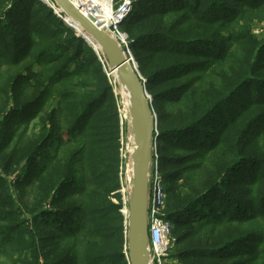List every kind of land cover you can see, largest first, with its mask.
I'll use <instances>...</instances> for the list:
<instances>
[{"label":"trees","instance_id":"1","mask_svg":"<svg viewBox=\"0 0 264 264\" xmlns=\"http://www.w3.org/2000/svg\"><path fill=\"white\" fill-rule=\"evenodd\" d=\"M255 20L264 21V0H142L125 20L146 89L154 97L158 136L206 162L217 150L225 155V148L239 146L234 160H217L214 178L222 179L213 183L210 174L202 181V165L179 167L157 144L167 194L164 212L176 236L204 198L216 190L224 198L221 213L198 225L216 223L214 236L185 245L178 237L182 261L231 264L228 259L239 258L236 264H264V230L256 234L240 227L257 216L264 220V150L255 144L264 129L259 128L264 123V38L254 34ZM36 23H26L32 38L28 49L7 45L8 58L22 63L16 72L29 74H19L8 97L0 98V152L14 135L15 130L5 129L10 119L22 115L21 125L29 121L22 113L29 114L40 129L14 157L15 164L24 159L32 165L29 174L22 173L15 183L0 174V259H5L0 263L129 264L127 220L122 203L114 201L120 190L121 126L110 79L94 48L64 20L47 28L45 19ZM62 34L68 39L57 40ZM85 54L89 59H81ZM208 72L213 73L209 80ZM187 77V82L170 85ZM21 82L31 92L29 100L18 95ZM162 85L164 101L176 103V110L165 112L158 104L161 97L152 89ZM228 105H234L232 112ZM210 126L217 131H209ZM170 180L183 182L173 186ZM25 184L31 187V221L14 197ZM36 223L58 237H39ZM202 232L194 229L197 235Z\"/></svg>","mask_w":264,"mask_h":264},{"label":"rangeland","instance_id":"2","mask_svg":"<svg viewBox=\"0 0 264 264\" xmlns=\"http://www.w3.org/2000/svg\"><path fill=\"white\" fill-rule=\"evenodd\" d=\"M18 0H0V41L2 40V42H4L3 44L0 45V98L3 99L4 97H6L7 91L10 88V84L12 81H14L18 75L20 74V76H27V74H29L27 71H23L21 72L20 70L18 72H16V69L19 66H22L21 64L16 65V63L14 61H11V59L8 58V47L10 46L9 44H11L13 50L18 51L19 47L24 48V49H28L30 43L32 42V38L30 37V34L27 32V26L26 23L31 21V19L33 20V24H37L40 25V23H36V21L40 20V19H45L47 22L46 28L49 26H56L59 23V20L65 22H71V20L67 19L66 14L61 12L60 14L57 12V8H59V6H57L56 2L54 0H21L19 1L18 5H14V3H16ZM48 1V2H47ZM77 2L78 5L82 6L83 8H85L86 12H91L94 13L95 16L97 17V19L99 20V22H101V24L106 27L107 29H109V31L111 32L112 35L114 36H119V34L121 36H125L126 39V43H124L122 45V48H124V50H127L126 48V44H128V51L129 54L126 53L128 56L132 57L136 68L138 70L139 73H141V65L138 62L136 56L134 55V52L131 48V45L133 44L134 40L133 38H131V35L129 33V28L127 26V24H125V22H123V24L118 25L117 28H115L114 25L115 23H113V19L115 14H117L119 12V10L122 8L123 3L126 0H109V7H110V11H106L107 10V4H104V10H98L96 4H92L90 3V1L93 0H75ZM142 0H139L138 3L136 4V7L139 6V3ZM104 1H102L103 4ZM49 3V4H48ZM90 3V4H89ZM13 5V6H12ZM12 6V7H11ZM203 7V6H202ZM98 10V12H97ZM202 11V8H201ZM53 16L56 17V19L54 18L53 21H51L50 18H52ZM249 21L252 20L251 15L248 16ZM59 19V20H58ZM58 23H57V22ZM150 21H156V18L154 19H150ZM69 26V25H68ZM110 27V28H109ZM252 28L255 29L254 34L260 36L262 39L264 38V21H262V23H259L257 20H255L252 25ZM12 31V32H11ZM119 31V34L118 32ZM36 32H41L40 29H37ZM34 32V33H36ZM43 35L45 34L44 31H42ZM78 33V32H77ZM67 37L62 34V36H60L57 40H62L64 41ZM68 39V38H67ZM42 42H45L43 40H40ZM155 41V40H154ZM61 42V41H59ZM70 42L74 43V45L76 44L75 40L70 39ZM156 42V41H155ZM89 43V42H88ZM61 44V43H60ZM90 44V43H89ZM7 45H9L7 47ZM72 53V52H71ZM71 53L67 54L66 56H69ZM97 53V52H96ZM100 55L102 56L101 52L99 51ZM145 54H147V52H145ZM98 55V54H97ZM81 59H89V54H85L81 56ZM104 59V64H103V70L105 72V74L108 75L109 79H110V84H111V88L113 91V95L114 98L116 100L117 103V108L119 109V120H120V126H121V137H120V143H121V148H120V152H119V161H121L122 156H124L128 150V157H129V168L131 169V165H132V155L134 153V149L135 147H137L138 145H136L135 142V130L133 132V137L131 135V129H130V120L134 123L137 122V118L136 116L133 114L131 116V118L127 117L126 114H124V110H125V104L124 101L122 99V96L120 95V92L118 91L119 88V84L116 81L115 76H113L112 73V65L111 62L107 59V57H103ZM68 60V59H66ZM160 61H164L165 58H159ZM9 62L11 64H9ZM100 62H102L100 60ZM109 67V68H108ZM111 68V69H110ZM109 70V71H108ZM142 76H144L143 73H141ZM213 75V73L208 72L207 74H205L204 76L209 80V77ZM262 77H264V72L262 74ZM189 77L187 78H180L177 79L176 81L170 83V85L173 86H177V84H180L182 82H187L189 81ZM115 81V83H114ZM196 82H200V80H197ZM164 85V84H163ZM163 85L160 86L159 88H153L152 90H154V94H157L161 97L160 101L158 102V104L160 105V107H162L164 109L165 112L167 111H174L177 109V105L174 102H166L165 100V96L167 95L164 91H163ZM17 92L18 95L22 96L23 100H29L30 99V95L29 93H31L30 91H28V88L26 87V83L21 82L18 86H17ZM115 87V88H114ZM117 87V88H116ZM148 94L149 97L151 99H153V94L151 93V91L148 90ZM247 97H249V94L246 95ZM8 97V96H7ZM3 101H0V106L3 105L2 103ZM7 104V103H5ZM7 105H10L7 104ZM234 106V105H233ZM233 106L228 105L227 110L232 112ZM2 109H0V114ZM156 113V110H155ZM23 115L26 116V118H28L29 121H27V123H22L20 125V121H21V117L20 116H16L15 118H12L9 120V123L5 126V129L9 132H11L12 130L14 131V135L11 137V140L8 142V144L6 145V149H4L3 152H0V174L2 176L7 177L8 181H12L13 183H15L16 178L19 175H23L29 174L32 165H27V163H25L22 159L20 161H18V164H15L14 161V157L16 156H20L21 151L25 148H27V142H28V138L30 139V136H32V134L34 132H38V130L40 128H38V120H31L29 114H24ZM6 113H3V118L2 120L6 119L5 118ZM135 116V117H134ZM262 125L259 127L260 129L264 128V123H261ZM35 127V128H34ZM258 128V129H259ZM209 131H217L215 129H213L212 126H210V128L208 129ZM27 136L26 139H23V136ZM159 132L157 129V134L155 136V140L158 142V148L161 149L162 148V152L163 154H165L166 156L171 157L172 159H174L178 164L179 167H195V166H203V177H202V181H204V179L208 178V174H210L213 178H214V172L216 169V165H217V160L220 159V156H224L223 159H226L228 162H230L231 157H233V153H236L237 148L239 147L236 144H233L230 148H225L226 152L225 155L223 154L222 150H217L216 152L213 153V155L211 156V160L206 162L204 160H202L201 158L197 157V153L195 152H190V151H185L181 148H172L166 138L163 137H159ZM204 134H202L203 136ZM264 129H263V133L260 136V139L256 140L255 144L258 145L260 147V152L263 153L264 150ZM257 139V138H255ZM4 140V139H3ZM132 143H131V141ZM136 145V146H135ZM122 151V154H121ZM188 159H190V161H187ZM257 159H260L259 157H257ZM39 160V158H38ZM234 160V157H233ZM125 162V159L123 160ZM257 165H261V162H259V160H257ZM167 170H173L170 166H167ZM196 168V167H195ZM194 168V169H195ZM198 168V167H197ZM193 170V169H192ZM34 171L31 173L33 174ZM198 174V173H197ZM131 177V173L128 174V182L124 179V183L120 180V190L117 191V195L119 196L118 198L120 199H114V201L116 203H122V210L124 209V206H128L129 200H130V193H131V186L129 185L131 183L130 178ZM220 178L215 177L214 180L212 181L214 182H219L221 181L222 177L219 176ZM5 178V177H4ZM184 180V178H183ZM183 180H170L169 181V185H177L179 186L180 183L183 182ZM124 184V185H123ZM123 185V186H122ZM0 191H3V189H0ZM200 193L205 194L204 191H201ZM18 196L19 198V202L21 205V214L23 215L24 218L29 219L30 221L33 220V216L34 213L31 212L32 209V198H31V187L29 184H25L23 186V189H19L18 191L14 192V197ZM0 198H3V196H0ZM223 195L221 193L218 192V190L214 191L213 194H211L209 197L204 198V201H201L197 204V206H194L193 210L190 211L187 214L186 219L183 220V222L185 221H189L188 224L186 225H182L179 228V234L176 236L174 233L172 235V238L175 240L174 242V248L172 250V255L171 258L173 259V263L174 264H210L207 261H204L203 259H186V261H182V259H179L178 255H179V247L180 245H176L177 243V239L179 236L183 237L184 243H182V245L188 244V241L197 238L196 241L198 240H206L208 239V237H211V235H215L216 232L218 231V228H216V223L214 224V222H207L204 226H200L198 227L199 223L201 221H204L206 219H214L215 217H217L216 213H221L220 211V206H221V201H223ZM61 204H58V206H60ZM57 206V207H58ZM226 207V206H225ZM128 208V207H127ZM210 208V209H208ZM213 211V212H212ZM3 213L5 211H2ZM122 213V211H121ZM124 215V217L126 218V220H128V217L125 216L124 213H122ZM21 219V218H20ZM31 225L32 222H31ZM264 220L260 219L258 216L255 217V219H251L249 222L245 223L243 226H240L242 228L243 231H247V230H252L254 233L259 234L262 230H264ZM35 229L36 232L38 233L39 237L42 236H49L50 238H57L58 237V233L54 232L51 228L47 227L44 223H40V224H35ZM125 227L127 229V223L125 224ZM194 229L195 230H200L203 231L201 234H195L194 233ZM46 242H41V244H45ZM48 243H52L51 242H47ZM181 244V243H180ZM203 247V245L199 248V250ZM127 248V246H126ZM128 248L125 250L127 251ZM185 260V259H184ZM240 260L239 258H234V259H228V263L231 264H236L237 261ZM0 261H5V259H0ZM5 262H1L0 264H4ZM7 264V263H5ZM9 264V263H8ZM12 264V263H11ZM148 264H152L151 260L148 259ZM222 264V262L220 263Z\"/></svg>","mask_w":264,"mask_h":264},{"label":"water","instance_id":"3","mask_svg":"<svg viewBox=\"0 0 264 264\" xmlns=\"http://www.w3.org/2000/svg\"><path fill=\"white\" fill-rule=\"evenodd\" d=\"M74 23H77L84 33L69 24L97 52L102 63V56L111 62L112 72L118 69L131 91V112L140 119L139 144L134 149L131 165V193L128 204V257L129 264H145V252L151 260V247L148 219V189L149 170L152 163L153 146L157 134V115L153 107V99L146 89V80L138 72L132 57L124 50L112 35L103 30V26L94 13L86 12L85 8L74 5L73 0H54ZM48 2V1H47ZM49 4V3H48ZM93 39V40H92ZM99 48V49H98ZM127 49V48H126ZM136 146V145H135ZM126 216V214H125Z\"/></svg>","mask_w":264,"mask_h":264},{"label":"built area","instance_id":"4","mask_svg":"<svg viewBox=\"0 0 264 264\" xmlns=\"http://www.w3.org/2000/svg\"><path fill=\"white\" fill-rule=\"evenodd\" d=\"M139 0H126L123 3L122 8L119 10L115 17L119 18V15L125 13L127 20L134 11L136 4ZM124 20V21H125ZM120 24H123L120 22ZM119 34V31H117ZM119 36H121L119 34ZM127 53L128 44H126ZM152 163L149 170V189H148V219H149V235H150V247H151V263L152 264H174L171 258L172 249L174 248L175 240L172 238L173 224L168 218L166 212H164L166 206L167 194L165 193L164 177H162L160 171V163L158 158L157 142L154 140ZM122 154V151H121ZM125 159V162L123 161ZM128 150L124 156H122L119 167V178L123 182L124 179L128 180V174H132V170L129 168ZM128 182V181H127ZM124 183V182H123ZM124 185V184H123ZM122 185V186H123ZM129 204V203H128ZM128 207V206H127ZM124 206L122 213L128 209ZM127 214V213H124ZM127 216V215H126Z\"/></svg>","mask_w":264,"mask_h":264},{"label":"bare ground","instance_id":"5","mask_svg":"<svg viewBox=\"0 0 264 264\" xmlns=\"http://www.w3.org/2000/svg\"><path fill=\"white\" fill-rule=\"evenodd\" d=\"M102 1H104L103 2V4H102ZM73 3H74V5L75 6H77V7H79V8H81L82 6H80V5H78L77 4V2L75 1V0H73ZM90 3H92V4H96V6H97V8H98V10H104V4H107V10L106 11H110V7H109V0H93V1H90ZM89 3V4H90ZM98 10H97V12H98ZM57 12L60 14L61 12H62V10L61 9H58L57 8ZM100 12V11H99ZM98 12V13H99ZM129 15V14H128ZM128 15H126L125 13H122L121 15H119V18H117V17H115L114 16V19H113V23H115L114 25H112V26H114L115 28H117L118 27V25H120V22H125L124 20H125V18H126V16H128ZM67 16V15H66ZM68 17V16H67ZM69 18V17H68ZM70 19V18H69ZM71 20V19H70ZM65 23H67L68 25L69 24H71V25H74L77 29H78V31L80 32V33H84V31H83V29H81V27L77 24V23H74L72 20H71V22H68V21H66L65 20ZM100 24H101V22H100ZM102 25V24H101ZM70 26V25H69ZM103 26V25H102ZM110 28V27H109ZM103 30L104 31H106L107 33H109V34H111V32L109 31V29H107L106 27H104L103 26ZM77 30H76V32H78ZM112 35V34H111ZM112 37H113V39H115L117 42H118V44L119 45H123L124 43H126V39H125V36L123 35V36H114V35H112ZM93 40V39H92ZM171 43V42H170ZM175 46V45H174ZM99 49V48H98ZM100 51V50H99ZM101 52V51H100ZM128 56V55H127ZM109 68V67H108ZM111 69V68H110ZM109 71V70H108ZM119 70L118 69H116V70H114L111 74L113 75V76H115V78H116V81L118 82V84H119V88H118V91L120 92V95L122 96V99H123V101H124V104H125V110H124V114H126V116L127 117H129V118H131V116L133 115V113L131 112V108H130V105H131V91L129 90V87H128V84L125 82V80H124V78H122L121 77V75L119 74V72H118ZM114 83H115V81H114ZM115 88V87H114ZM117 88V87H116ZM135 117V116H134ZM136 118H137V122H132L131 120H130V129H131V135H132V137H133V132H134V130H135V135H134V138H135V144L136 145H138L139 143V135H140V128H141V125H140V119H139V117H138V115H136ZM131 141V140H130ZM131 143H132V141H131ZM124 213H127L126 215H127V217H128V215H129V213H128V211H127V209H126V211L124 212ZM145 264H148V256H147V254H146V252H145Z\"/></svg>","mask_w":264,"mask_h":264}]
</instances>
